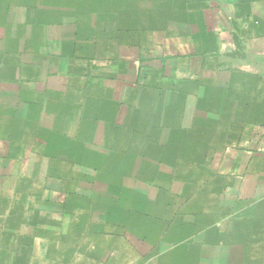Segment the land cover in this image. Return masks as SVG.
<instances>
[{
	"label": "crops",
	"instance_id": "0c3cea01",
	"mask_svg": "<svg viewBox=\"0 0 264 264\" xmlns=\"http://www.w3.org/2000/svg\"><path fill=\"white\" fill-rule=\"evenodd\" d=\"M256 3L0 0V264H62L33 233L46 216L31 164L95 155L151 162L146 174L164 172L187 202L207 194L215 208L194 212L190 239L264 258Z\"/></svg>",
	"mask_w": 264,
	"mask_h": 264
},
{
	"label": "rangeland",
	"instance_id": "374dc122",
	"mask_svg": "<svg viewBox=\"0 0 264 264\" xmlns=\"http://www.w3.org/2000/svg\"><path fill=\"white\" fill-rule=\"evenodd\" d=\"M254 1L263 16L264 0ZM255 73L264 80V61L257 62ZM94 157L31 164L33 184L43 187L31 195L33 212L46 216L45 223L37 216L33 233L43 238L46 230L48 250L54 257L57 252L62 264H264V258L232 250L230 242H211L203 234L190 239L194 212L215 208L207 194L204 202L200 194L187 202L164 172L162 178L146 174L153 169L151 162L138 163L135 156L127 161ZM137 167L147 171L138 173ZM219 205L226 213V203ZM213 213L197 218L202 227L215 218Z\"/></svg>",
	"mask_w": 264,
	"mask_h": 264
}]
</instances>
